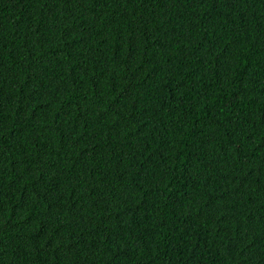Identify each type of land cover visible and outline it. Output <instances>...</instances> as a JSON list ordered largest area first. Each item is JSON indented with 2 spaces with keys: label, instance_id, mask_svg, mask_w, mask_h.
Wrapping results in <instances>:
<instances>
[{
  "label": "trees",
  "instance_id": "trees-1",
  "mask_svg": "<svg viewBox=\"0 0 264 264\" xmlns=\"http://www.w3.org/2000/svg\"><path fill=\"white\" fill-rule=\"evenodd\" d=\"M0 264H264V0H0Z\"/></svg>",
  "mask_w": 264,
  "mask_h": 264
}]
</instances>
